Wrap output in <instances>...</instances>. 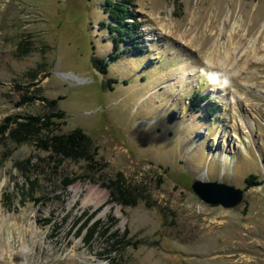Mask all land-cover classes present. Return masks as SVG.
I'll list each match as a JSON object with an SVG mask.
<instances>
[{
  "label": "rangeland",
  "instance_id": "obj_1",
  "mask_svg": "<svg viewBox=\"0 0 264 264\" xmlns=\"http://www.w3.org/2000/svg\"><path fill=\"white\" fill-rule=\"evenodd\" d=\"M106 1L0 0V264H264V60L249 58L255 38L264 56V0H112L140 23L119 49ZM220 48L229 64L209 63ZM189 61L202 68L169 83ZM75 129L80 153L53 140ZM195 179L244 198L209 204Z\"/></svg>",
  "mask_w": 264,
  "mask_h": 264
},
{
  "label": "trees",
  "instance_id": "obj_2",
  "mask_svg": "<svg viewBox=\"0 0 264 264\" xmlns=\"http://www.w3.org/2000/svg\"><path fill=\"white\" fill-rule=\"evenodd\" d=\"M105 8L108 10L107 12L110 14V17L114 19L115 21H117V24L115 26L113 25L111 26L112 29L118 31V33L120 34V37L116 39L117 49H119L118 46L121 41H127L126 39H130L129 41L136 40L138 34L141 33L140 23L138 22L136 23V21L134 22L127 21V19L132 18L134 15L131 12H129L124 5H122L121 3H116V2L114 3L112 0L106 1ZM135 47L141 50V45L139 43H137ZM119 55L120 53L112 57L118 58ZM94 60H95L96 65L99 67L100 71L103 74H107L109 71V61H107L106 59H97V58H95ZM118 82L119 80L116 78L109 79V86L113 89L114 87L112 84L118 83ZM33 98L35 97H29L28 100H33ZM193 98H194L193 103L198 108L201 105V101L206 97L200 95L199 93H196L194 94ZM56 104L57 102L55 100H52L50 102V106L52 107L55 106ZM53 116H59L60 118H62L64 115H63V112H59ZM24 118L28 120L26 124L24 125L27 127H31V128H36L43 124L49 127L50 125L54 124V122L50 121V119L44 120L43 116L30 115V116H25ZM9 120L10 118L7 119L6 123L0 125V134L4 133L8 129L9 124H10ZM53 140L55 142H58L60 144L67 146L70 152L76 151L80 153L83 150V145L85 144V142L88 141V136L81 129H75L70 134H68L65 138L63 136L57 135V136H53ZM43 142L47 143V141L45 140ZM255 178H257L255 175H251L247 179L248 184L249 185L256 184ZM73 182L74 181L71 180L68 183V185H70ZM107 186L110 189V193H111L110 202H121V199L118 197L117 192L113 188V186L109 184ZM100 224L101 223L97 222L93 225V227L90 228V236L87 238L88 242L92 241L94 234L95 232H97ZM86 226H87V223H85L83 228H85ZM83 228L81 230H83ZM116 237H117V234L111 235V239H115ZM119 242H121V240H115L112 243V245L115 247L119 244Z\"/></svg>",
  "mask_w": 264,
  "mask_h": 264
},
{
  "label": "bare ground",
  "instance_id": "obj_3",
  "mask_svg": "<svg viewBox=\"0 0 264 264\" xmlns=\"http://www.w3.org/2000/svg\"><path fill=\"white\" fill-rule=\"evenodd\" d=\"M224 30L225 29H224V26H223L221 28V32H220L221 35L217 39V41H215V43L221 41V39L223 38L222 35L224 33ZM236 32L237 31H235V33ZM231 37L234 38L233 34L231 35ZM252 40H254V41H252L251 44H250L249 58L255 59L257 61L264 60V56H260L259 53H258V47H257L258 38L257 39L255 38V39H252ZM220 45L221 46L224 45V42L221 41ZM243 52H245V50H242L241 52L239 51L237 54H242ZM205 57H206V60L209 63L216 64V65H218V64L227 65V64H229V60L232 57V53H231L230 50H228L226 48H224V49L220 48L218 50L214 49V50H211V51L205 53ZM191 64H192L191 61L186 62L185 64H183V66H182L183 69L178 73V77L175 78L176 80L173 79L169 83H171V84H173V83L174 84L182 83L183 81H185L187 79V77L189 75H195L197 73V71L202 68L201 64H196L195 66H193ZM236 73H238V71ZM260 92H263V91L260 90ZM219 94H220L221 97L227 95L226 93L221 92V91L219 92ZM236 97L237 96L233 93L232 95H227L225 100L230 102V103H232V104H236L237 103V98ZM97 197H99L98 192L96 190H91L90 198H89L88 201H94L95 199H97ZM85 260H87L88 264H104L102 261H96V258L94 256L86 258Z\"/></svg>",
  "mask_w": 264,
  "mask_h": 264
},
{
  "label": "water",
  "instance_id": "obj_4",
  "mask_svg": "<svg viewBox=\"0 0 264 264\" xmlns=\"http://www.w3.org/2000/svg\"><path fill=\"white\" fill-rule=\"evenodd\" d=\"M192 188L203 201L224 207H234L240 204L245 194L243 189L219 181L195 179Z\"/></svg>",
  "mask_w": 264,
  "mask_h": 264
}]
</instances>
